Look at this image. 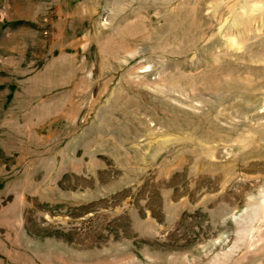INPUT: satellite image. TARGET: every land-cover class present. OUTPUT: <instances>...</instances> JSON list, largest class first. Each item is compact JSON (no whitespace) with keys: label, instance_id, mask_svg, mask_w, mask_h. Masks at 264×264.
Masks as SVG:
<instances>
[{"label":"rangeland","instance_id":"rangeland-1","mask_svg":"<svg viewBox=\"0 0 264 264\" xmlns=\"http://www.w3.org/2000/svg\"><path fill=\"white\" fill-rule=\"evenodd\" d=\"M0 264H264V0H0Z\"/></svg>","mask_w":264,"mask_h":264}]
</instances>
